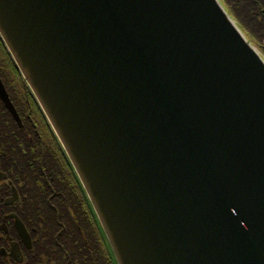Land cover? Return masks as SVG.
<instances>
[{"label": "water", "instance_id": "water-1", "mask_svg": "<svg viewBox=\"0 0 264 264\" xmlns=\"http://www.w3.org/2000/svg\"><path fill=\"white\" fill-rule=\"evenodd\" d=\"M0 37L118 264H264V60L218 0H0Z\"/></svg>", "mask_w": 264, "mask_h": 264}, {"label": "trees", "instance_id": "trees-1", "mask_svg": "<svg viewBox=\"0 0 264 264\" xmlns=\"http://www.w3.org/2000/svg\"><path fill=\"white\" fill-rule=\"evenodd\" d=\"M237 19H241L239 15ZM0 58L4 63V81L13 92L27 128L35 124L45 132L40 138L34 131L20 129L18 141L7 138L9 152L22 166L24 191L27 192V186L36 189L34 197L26 201L30 210L18 207L25 220L38 230L34 237L38 239L42 261L36 253L32 260L38 264H114L98 219L72 166L1 42Z\"/></svg>", "mask_w": 264, "mask_h": 264}, {"label": "flooded vegetation", "instance_id": "flooded-vegetation-1", "mask_svg": "<svg viewBox=\"0 0 264 264\" xmlns=\"http://www.w3.org/2000/svg\"><path fill=\"white\" fill-rule=\"evenodd\" d=\"M226 8L241 18L239 21L248 32L249 37L264 55V0H221ZM4 63L0 58V78L4 81ZM6 91L20 116L21 123L0 99V264H38L32 260L36 253L42 261L41 253L37 250L38 230L32 228V223L25 220L21 209L30 210L26 201L32 199L36 189L27 186L22 176V166L8 150L7 138L19 140L21 131L37 133L40 138L45 136L42 127L34 124L27 128L21 111L13 99L9 84L4 81ZM30 103V101L28 102ZM21 129V131H20ZM43 188L40 186V189ZM19 207V208H18ZM31 214L35 218V214Z\"/></svg>", "mask_w": 264, "mask_h": 264}, {"label": "bare ground", "instance_id": "bare-ground-1", "mask_svg": "<svg viewBox=\"0 0 264 264\" xmlns=\"http://www.w3.org/2000/svg\"><path fill=\"white\" fill-rule=\"evenodd\" d=\"M170 167L169 162L166 163V168L168 169Z\"/></svg>", "mask_w": 264, "mask_h": 264}, {"label": "rangeland", "instance_id": "rangeland-1", "mask_svg": "<svg viewBox=\"0 0 264 264\" xmlns=\"http://www.w3.org/2000/svg\"><path fill=\"white\" fill-rule=\"evenodd\" d=\"M255 45V44H254ZM256 46V45H255Z\"/></svg>", "mask_w": 264, "mask_h": 264}]
</instances>
